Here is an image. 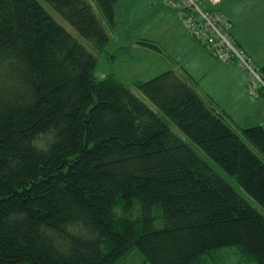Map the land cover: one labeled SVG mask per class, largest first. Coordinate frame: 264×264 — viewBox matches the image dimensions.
Wrapping results in <instances>:
<instances>
[{"label": "trees", "instance_id": "16d2710c", "mask_svg": "<svg viewBox=\"0 0 264 264\" xmlns=\"http://www.w3.org/2000/svg\"><path fill=\"white\" fill-rule=\"evenodd\" d=\"M41 1L0 0V264H264V216L200 156L264 211V124L183 70L97 81L117 0Z\"/></svg>", "mask_w": 264, "mask_h": 264}, {"label": "rangeland", "instance_id": "374dc122", "mask_svg": "<svg viewBox=\"0 0 264 264\" xmlns=\"http://www.w3.org/2000/svg\"><path fill=\"white\" fill-rule=\"evenodd\" d=\"M38 1L44 4L41 0ZM216 9L219 12L222 10V16L226 19L229 18L232 24V41L244 48L251 56L255 67H259L264 57V0H226ZM174 13L176 11L170 10L166 6L165 0H117L114 7L116 25L110 42L96 57L95 79L102 81L114 78L130 86L134 80L148 81L165 72V70H159L160 67L156 63L142 58L141 54L144 52L135 45L137 41L148 39L154 40L157 46L162 48L163 52H161L170 56L169 59L176 69L181 70L182 67L184 70L191 69L196 61L194 53L190 51L192 42L200 48L202 46L181 27ZM179 28L183 30L187 40L184 37V39L178 37ZM152 56L155 55L152 54ZM163 62L166 63V61ZM171 63L167 62L166 64L172 66ZM243 72L248 77L244 70ZM248 80L247 78V93L252 101L249 104L244 103L242 108L240 104L226 109L232 116L233 122L237 126L245 128L264 124V97L252 92ZM139 96L142 98L140 94ZM253 101L258 102L262 108V112L259 114L252 113L253 106H255ZM200 156L217 175L224 178L234 188L242 199L264 216V211L221 169L204 155L200 154ZM131 256L128 264H137V261H143L138 253ZM216 257L218 263L215 264H240V259L233 250L219 253Z\"/></svg>", "mask_w": 264, "mask_h": 264}, {"label": "crops", "instance_id": "0c3cea01", "mask_svg": "<svg viewBox=\"0 0 264 264\" xmlns=\"http://www.w3.org/2000/svg\"><path fill=\"white\" fill-rule=\"evenodd\" d=\"M174 14L176 15L178 21L180 22L181 27L191 36V34L184 28L181 20L179 19V14L177 12ZM219 14L222 16V10H220ZM223 18L230 23L231 30H232V24L229 18L227 19L225 17ZM231 30H230V35H231ZM178 33H179L178 37L180 39L185 38L187 40L181 28L178 29ZM145 42L155 45L159 49L160 53H157L153 51L152 49H149L141 45V43H145ZM135 45L137 46L138 49L140 50L142 49L141 51L144 52V54H141L142 58L144 57L146 61L154 62L157 65H159L160 67L159 70L166 71L171 68L176 69L175 66L172 65L169 59L170 56L166 55L167 53L165 54L162 53L163 52L162 48L160 49L154 40H150V39L140 40V41L135 42ZM238 46L241 47L240 45ZM242 49L244 50V48ZM190 51L194 53V58H196V61L191 66V69L189 70L185 69L186 70L185 71L182 67L181 70L185 71L188 74V76L194 82L197 90L199 91L201 95L210 99L213 103H215L218 107H220L223 111H225L231 118L232 116L226 110L227 108L230 109V108H233L234 106H239L240 104L242 108L244 103L249 104L250 101H252L249 98V95H248L249 93H247L246 85H247L248 77L244 74L243 70H241L235 63H230V64L223 63L217 60L216 58L210 56L203 47L200 48L199 46H196L193 42H192V48L190 49ZM150 53H152L155 56H152V54ZM163 61H166V63L170 62L172 66L170 65L168 66ZM262 63H263V60H262ZM262 63L260 64V66L262 65ZM153 72H160V71H153ZM156 74H159V73H156ZM134 82H143V81L134 80L130 83V86H132ZM248 83H249V80H248ZM253 104H255V106H253L252 113L259 114V112H262V108L261 106L258 105V102L253 101ZM129 259L130 257H128L126 260H124L120 264L130 263ZM137 259L139 260V258ZM137 264H146V263H144V259H143V261L142 260L137 261Z\"/></svg>", "mask_w": 264, "mask_h": 264}, {"label": "built area", "instance_id": "2783aa9c", "mask_svg": "<svg viewBox=\"0 0 264 264\" xmlns=\"http://www.w3.org/2000/svg\"><path fill=\"white\" fill-rule=\"evenodd\" d=\"M226 0H165L166 6L179 14L184 28L212 57L223 63H235L248 74L254 94L263 91L264 80L251 57L232 41L230 23L218 12Z\"/></svg>", "mask_w": 264, "mask_h": 264}]
</instances>
